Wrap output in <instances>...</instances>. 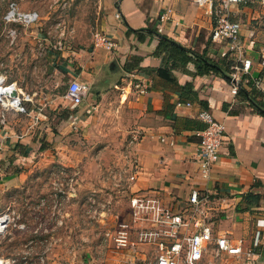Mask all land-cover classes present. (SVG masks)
<instances>
[{
  "label": "crops",
  "instance_id": "1",
  "mask_svg": "<svg viewBox=\"0 0 264 264\" xmlns=\"http://www.w3.org/2000/svg\"><path fill=\"white\" fill-rule=\"evenodd\" d=\"M256 2L229 10L230 20L241 24L240 37L252 61L245 76L249 82L242 83L236 96L230 94L228 72L193 76L172 68L158 48L160 36H165L221 65L226 62L219 56L222 45L210 37L212 18L192 0H98L97 32L114 42L112 51L90 42L82 46L70 32L49 44L39 31L41 19L15 30L16 42L0 43V75L29 94L30 116L9 112L0 123V189L19 184L33 158L45 160L64 134L88 126L98 110V96L113 85L132 103L130 160L137 172L133 180L126 179L130 198L157 197L175 214L187 208L193 190L207 195L214 235L224 234L233 244L241 240L240 255H223L243 264H264V92L250 82L264 74L259 63L264 41L260 43L249 24L254 13L249 6ZM131 58L135 68L126 71ZM113 61L118 65L114 71ZM48 75L58 79L55 86ZM73 79L88 86L78 105L65 97ZM25 83L39 86L29 93L21 86ZM201 111L225 124V142L207 178L198 166L199 132L205 126L198 118ZM225 201L230 203L226 210L221 207ZM190 230L181 229L178 238ZM132 249L129 264L153 263V245L138 243ZM207 260L209 255L202 264ZM84 264L97 263L92 258Z\"/></svg>",
  "mask_w": 264,
  "mask_h": 264
},
{
  "label": "rangeland",
  "instance_id": "2",
  "mask_svg": "<svg viewBox=\"0 0 264 264\" xmlns=\"http://www.w3.org/2000/svg\"><path fill=\"white\" fill-rule=\"evenodd\" d=\"M11 1L0 0L3 45L16 42L21 29V25L3 20ZM15 1L21 10L39 13L36 23L41 19L39 31L49 44L69 32L82 46L93 44L89 40L94 41L97 32L98 0ZM249 7L254 12L249 24L262 43L264 5L256 2ZM0 68H4L2 64ZM47 78L50 86L58 82L50 75ZM21 86L30 93L39 85ZM122 92L113 85L106 88L104 96H98V110L88 126L64 134L45 160L33 158L19 184L0 189V217L6 219L0 233V256L10 264H84L92 258L97 264H129L133 249L117 248L111 239L118 221L129 222L132 217L126 188L134 141L132 103ZM216 264L243 263L223 255Z\"/></svg>",
  "mask_w": 264,
  "mask_h": 264
},
{
  "label": "built area",
  "instance_id": "3",
  "mask_svg": "<svg viewBox=\"0 0 264 264\" xmlns=\"http://www.w3.org/2000/svg\"><path fill=\"white\" fill-rule=\"evenodd\" d=\"M249 1L192 0L199 9L212 18L210 37L213 42L222 45L219 56L229 64L230 94L232 96L239 93L243 82H249L245 76L252 61L246 55V46L240 37L241 24L238 21L230 20L229 10L232 5L246 4ZM258 3L264 5V0H258ZM38 19L37 11L21 10L15 0L8 4L3 15L5 23H16L23 27L35 24ZM93 36L95 46H101L107 51L114 49V42L102 33L95 32ZM259 56V63L264 69V43L260 47ZM250 82L264 92V74L260 79H253ZM87 92V84L73 79L66 87L65 97L72 104L78 105ZM27 102H31L29 94L21 91L16 83L7 82L6 78L0 75V123L5 122L6 113L9 112L30 116L26 107ZM198 118L205 124L199 132V173L202 178H207L224 145L225 124L216 120L206 111L199 112ZM136 172L137 169L132 167L127 179L133 180ZM208 203L207 195H200L196 190H193L187 208L174 214L163 208L157 197L134 195L130 198L131 220L129 222L118 221L111 239L117 248L132 249L138 243L153 245L155 257L153 263L149 264H202L206 255L210 257L206 264H215L223 254L240 255L242 253L241 240L233 244L224 234L214 235L211 221L207 216ZM221 207L226 210L230 207V203L225 201L221 203ZM2 218L0 217V219ZM139 223L142 225L138 228L136 224ZM5 227L6 219L3 218V222L0 221V233ZM188 228L191 229L189 234H183L178 238L181 229ZM133 231L136 234V241L131 239L130 234ZM247 255L250 256L251 251H248ZM0 264H10V262L0 256Z\"/></svg>",
  "mask_w": 264,
  "mask_h": 264
},
{
  "label": "trees",
  "instance_id": "4",
  "mask_svg": "<svg viewBox=\"0 0 264 264\" xmlns=\"http://www.w3.org/2000/svg\"><path fill=\"white\" fill-rule=\"evenodd\" d=\"M149 30V29H148ZM136 31V30H131ZM158 48L165 55V61L170 63L172 68H181L184 72H189L193 76L202 75L207 73L217 72H230L229 64L222 62V65L216 61L199 54L195 51L189 50L175 42L174 40L160 36ZM135 60L131 58L129 62L125 64V70L130 71L135 68ZM137 67V66H136ZM193 68L194 72H190L188 69Z\"/></svg>",
  "mask_w": 264,
  "mask_h": 264
},
{
  "label": "water",
  "instance_id": "5",
  "mask_svg": "<svg viewBox=\"0 0 264 264\" xmlns=\"http://www.w3.org/2000/svg\"><path fill=\"white\" fill-rule=\"evenodd\" d=\"M110 69H111L112 71L118 69V65H117V62H116V61L111 62V64H110Z\"/></svg>",
  "mask_w": 264,
  "mask_h": 264
},
{
  "label": "bare ground",
  "instance_id": "6",
  "mask_svg": "<svg viewBox=\"0 0 264 264\" xmlns=\"http://www.w3.org/2000/svg\"><path fill=\"white\" fill-rule=\"evenodd\" d=\"M212 212V211H211ZM2 218V217H1ZM0 221H2L3 222V218L2 219H0Z\"/></svg>",
  "mask_w": 264,
  "mask_h": 264
}]
</instances>
